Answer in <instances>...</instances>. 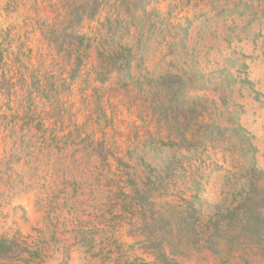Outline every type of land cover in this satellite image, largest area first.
<instances>
[{"label":"rangeland","instance_id":"1","mask_svg":"<svg viewBox=\"0 0 264 264\" xmlns=\"http://www.w3.org/2000/svg\"><path fill=\"white\" fill-rule=\"evenodd\" d=\"M0 245L264 264V0H0Z\"/></svg>","mask_w":264,"mask_h":264},{"label":"trees","instance_id":"2","mask_svg":"<svg viewBox=\"0 0 264 264\" xmlns=\"http://www.w3.org/2000/svg\"><path fill=\"white\" fill-rule=\"evenodd\" d=\"M99 7H100V4L97 1L93 3V6H92L93 13H96ZM194 103H195L194 99L188 98V97L186 98L185 96L182 97L181 106L183 109L188 110V112L191 111L192 107L194 106ZM213 127H214V130H216L218 134H220L223 131V129L226 130V128H222L220 124L214 125ZM234 128L239 129L240 132H242V134L239 135V138L241 139L242 144L246 145L247 147H251L252 145L249 141V138H247L245 134L243 133L242 127L236 123ZM183 138L186 139L187 138L186 135L183 134ZM0 248H3V245H0Z\"/></svg>","mask_w":264,"mask_h":264}]
</instances>
